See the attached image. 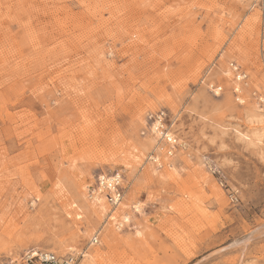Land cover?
Wrapping results in <instances>:
<instances>
[{"label": "rangeland", "instance_id": "rangeland-1", "mask_svg": "<svg viewBox=\"0 0 264 264\" xmlns=\"http://www.w3.org/2000/svg\"><path fill=\"white\" fill-rule=\"evenodd\" d=\"M263 95L264 0H0V264L88 246L97 264H264V123L246 117ZM160 110L170 155L149 144ZM114 173L142 204L119 229L82 206Z\"/></svg>", "mask_w": 264, "mask_h": 264}, {"label": "built area", "instance_id": "built-area-1", "mask_svg": "<svg viewBox=\"0 0 264 264\" xmlns=\"http://www.w3.org/2000/svg\"><path fill=\"white\" fill-rule=\"evenodd\" d=\"M228 66L233 71V79L234 85L232 87L233 97L236 102L242 103V95H243V87L245 86L248 74L246 71L236 62H229ZM236 83V84H235ZM207 87L214 92L215 94H219L222 92V86L213 82L207 83ZM264 96V95H263ZM262 97V96H261ZM260 97V99H261ZM262 100V99H261ZM148 119L150 125L154 122L156 124V130L159 132L161 138L164 139V143L166 145V151L169 148V155L171 154L172 147L176 145V141H171L167 132L170 131L172 124L168 117H166V113L162 110L157 111L148 115ZM175 139V137H174ZM100 175H97L95 186L90 190L89 196L96 190L98 187L102 186V192L110 206H114L117 201L121 200L123 196V188H122V179L115 178L113 182H107L109 179H100ZM111 183V184H110ZM219 184L226 191V197L230 204H236L238 202V190L235 188L227 187L222 180H219ZM91 245L98 243V234L93 235V237L89 240ZM77 256L71 253L67 254H57L54 251L48 249H39V248H30L24 250L18 257L19 264H76Z\"/></svg>", "mask_w": 264, "mask_h": 264}, {"label": "bare ground", "instance_id": "bare-ground-1", "mask_svg": "<svg viewBox=\"0 0 264 264\" xmlns=\"http://www.w3.org/2000/svg\"><path fill=\"white\" fill-rule=\"evenodd\" d=\"M220 72L224 76H229L232 74V70L229 68V66L221 67ZM261 99L264 102V96L261 97ZM246 117H247L249 122H260V123L263 122L264 123V114L260 113L258 108L255 106L252 107V111L249 113V115H246ZM156 124H157V122H154L151 126V128H152L151 132H153V134H155L156 136L150 135V137H149V144H151L153 147H155L156 145L159 146V144H158V138L159 137H160V139L164 140L163 138H161L159 132L156 130ZM167 136L171 141L175 140L173 137V134L171 132V129H170V131L167 132ZM156 137H158V138H156ZM149 160H153L154 162H156V167L161 166V162L159 161L158 155H156V154L151 155ZM163 160H165V162L168 164V166H172L171 165V158L168 155H163ZM154 170H156V168ZM154 170H153V172H154ZM168 173H170V171ZM115 178L119 179L120 175L117 173H114L113 175H110V176H105L104 174L100 175L101 180L109 179L107 182H113ZM101 187L102 186L98 187V189H96L89 196V198H91V199L93 198L92 202H89L88 204H84V203L82 204V206L84 207L83 210H84L85 214H87V212L89 213V215L92 213L93 214L98 213L101 217H103V218L105 217L104 219H108L107 220L108 223L117 220V218H120V221L116 224V227L119 229L124 224H127L131 220V213H129V211H126V208H128L130 206L133 209L132 212H136V213L142 212L141 202L136 201V203L131 206V205H129V202H127L128 200L126 202L122 201L123 196H122L121 200L117 201L114 206H110L108 204L105 196H104V193L102 192ZM81 196H83V195L81 194ZM105 200H106V203L108 205L105 203ZM130 201H132V199ZM74 206L75 205L72 206L70 204L69 207L72 208ZM108 206L110 208H108ZM71 215L69 214V212L67 213V217H69ZM81 217H82L81 214L75 211V213L72 216V219L75 220V219H79ZM99 233L100 232H98V230L95 232V234H99ZM103 236H104V240L107 244H109L111 239L114 237V235L109 232L108 226L106 227ZM89 245H91V244L89 243ZM78 254L80 255V259L78 261V264H97V261L101 257H103V254L101 251H99L98 249L89 250V246L87 249L80 251Z\"/></svg>", "mask_w": 264, "mask_h": 264}]
</instances>
